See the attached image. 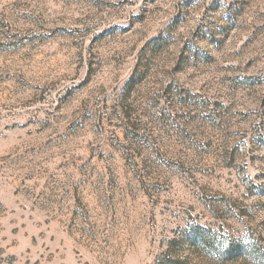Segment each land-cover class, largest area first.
Returning <instances> with one entry per match:
<instances>
[{
	"label": "rangeland",
	"instance_id": "rangeland-1",
	"mask_svg": "<svg viewBox=\"0 0 264 264\" xmlns=\"http://www.w3.org/2000/svg\"><path fill=\"white\" fill-rule=\"evenodd\" d=\"M0 264H264V0H0Z\"/></svg>",
	"mask_w": 264,
	"mask_h": 264
}]
</instances>
